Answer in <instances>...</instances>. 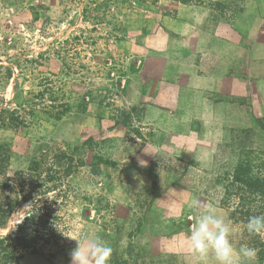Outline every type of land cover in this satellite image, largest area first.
<instances>
[{
	"label": "rangeland",
	"instance_id": "rangeland-1",
	"mask_svg": "<svg viewBox=\"0 0 264 264\" xmlns=\"http://www.w3.org/2000/svg\"><path fill=\"white\" fill-rule=\"evenodd\" d=\"M203 1L0 0V155L9 158L0 177L11 180L32 157L62 151L82 163L54 207L63 247L55 257L28 254L23 264H70L75 239L89 235L112 247L110 264H195L186 243L200 211L194 200L224 218L234 248L247 246L250 234L221 201L236 163L229 156L247 134L235 133L199 166L183 158L182 145H153L154 130L141 123L144 108L129 101L143 82L141 58L162 42L164 18ZM2 108L16 109L21 127ZM144 151L156 155L142 158ZM28 208L22 204L0 231H10ZM206 264H215L211 255Z\"/></svg>",
	"mask_w": 264,
	"mask_h": 264
},
{
	"label": "crops",
	"instance_id": "crops-1",
	"mask_svg": "<svg viewBox=\"0 0 264 264\" xmlns=\"http://www.w3.org/2000/svg\"><path fill=\"white\" fill-rule=\"evenodd\" d=\"M207 1L181 4L164 18L167 32L141 58L143 82L129 95L144 108L153 145H182L183 158L199 166L235 133H246L248 146L264 155V0Z\"/></svg>",
	"mask_w": 264,
	"mask_h": 264
},
{
	"label": "trees",
	"instance_id": "trees-1",
	"mask_svg": "<svg viewBox=\"0 0 264 264\" xmlns=\"http://www.w3.org/2000/svg\"><path fill=\"white\" fill-rule=\"evenodd\" d=\"M5 111L10 114L11 124L21 127L24 121H19L16 109H1V113ZM3 148L0 144V153ZM239 153L232 172L224 179L221 201L229 210L230 219L246 226L249 217L264 214V155L247 143L239 146ZM8 159L0 155V171L2 166L8 165L4 163ZM80 165L82 163L72 155L62 151L50 158L32 157L27 170L16 172L11 180L0 177V190L10 189L9 194L0 195V229L8 227L10 217L22 204L29 206L10 231H0V264H23L28 254L49 258L58 254L55 250L61 247L58 238L60 216L54 207L58 200L67 196L66 188L70 187L67 179ZM244 235L249 236L246 227ZM244 242L256 250L257 263L264 264V233L250 235Z\"/></svg>",
	"mask_w": 264,
	"mask_h": 264
},
{
	"label": "clouds",
	"instance_id": "clouds-1",
	"mask_svg": "<svg viewBox=\"0 0 264 264\" xmlns=\"http://www.w3.org/2000/svg\"><path fill=\"white\" fill-rule=\"evenodd\" d=\"M192 206L200 211L186 236V243L195 264H206L210 255L215 264H243L244 261L251 264L255 260V249L248 246L234 248L229 224L211 205L194 200ZM245 227L250 235L264 233V214L249 217ZM75 240L77 245L70 252V264H110L113 249L102 237L89 235L83 240Z\"/></svg>",
	"mask_w": 264,
	"mask_h": 264
}]
</instances>
